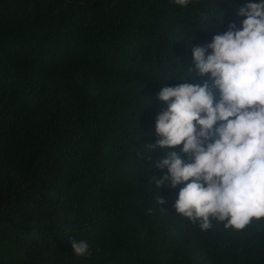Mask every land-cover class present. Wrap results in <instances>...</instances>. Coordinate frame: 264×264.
Listing matches in <instances>:
<instances>
[{
	"label": "trees",
	"instance_id": "trees-1",
	"mask_svg": "<svg viewBox=\"0 0 264 264\" xmlns=\"http://www.w3.org/2000/svg\"><path fill=\"white\" fill-rule=\"evenodd\" d=\"M249 2L0 0V264H264V217L201 230L149 146L156 94L193 82L188 46L239 29Z\"/></svg>",
	"mask_w": 264,
	"mask_h": 264
},
{
	"label": "clouds",
	"instance_id": "clouds-1",
	"mask_svg": "<svg viewBox=\"0 0 264 264\" xmlns=\"http://www.w3.org/2000/svg\"><path fill=\"white\" fill-rule=\"evenodd\" d=\"M174 2L185 7L189 0ZM237 15L245 17L239 29L230 23L207 45L188 46L195 67L177 79L193 82L165 86L155 97L167 104L156 116L159 139L149 145L166 155L156 166L167 174L156 187L183 183L174 208L204 231L213 219L243 230L264 217V0L246 3ZM205 75L218 100L207 81H197ZM69 240L77 257L91 255L86 241Z\"/></svg>",
	"mask_w": 264,
	"mask_h": 264
}]
</instances>
